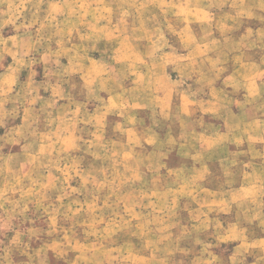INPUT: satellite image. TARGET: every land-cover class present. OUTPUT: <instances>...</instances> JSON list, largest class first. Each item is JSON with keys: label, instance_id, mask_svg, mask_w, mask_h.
Wrapping results in <instances>:
<instances>
[{"label": "clouds", "instance_id": "clouds-1", "mask_svg": "<svg viewBox=\"0 0 264 264\" xmlns=\"http://www.w3.org/2000/svg\"><path fill=\"white\" fill-rule=\"evenodd\" d=\"M0 264H264V0H0Z\"/></svg>", "mask_w": 264, "mask_h": 264}]
</instances>
